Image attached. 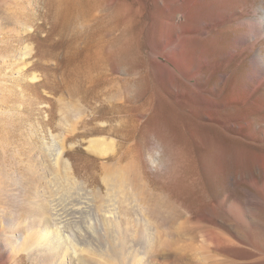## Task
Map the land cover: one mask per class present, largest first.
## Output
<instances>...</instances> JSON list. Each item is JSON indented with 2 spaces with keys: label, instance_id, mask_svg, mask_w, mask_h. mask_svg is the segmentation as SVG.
Instances as JSON below:
<instances>
[{
  "label": "rangeland",
  "instance_id": "1",
  "mask_svg": "<svg viewBox=\"0 0 264 264\" xmlns=\"http://www.w3.org/2000/svg\"><path fill=\"white\" fill-rule=\"evenodd\" d=\"M57 2L0 0V150L6 146L17 163L11 158L8 166L16 171V181H7L15 192L0 203L16 231L30 229L27 244L12 245L0 264H52L48 249L24 252L49 224V206L61 232L95 264H200V255L209 253L231 264H264L255 242L264 239V29L254 34L264 0H211L185 52L176 51L174 32L168 41H153L150 27L138 41L139 55L109 41H88L86 21L74 14L66 23ZM153 8L149 2L146 10ZM237 36H244L241 44ZM121 91L139 97L154 91L153 106L135 125L129 112L112 108L128 104ZM100 138L106 154L85 147ZM124 150L123 169L114 158ZM165 195L182 203L174 206L191 220L189 230L171 234V220L151 212ZM103 201L122 215L116 230H99L96 207ZM77 205L84 207L73 209ZM162 213L170 215L166 208ZM183 216L173 217L180 222ZM195 224L214 228L229 245L202 248ZM78 235H87L86 242Z\"/></svg>",
  "mask_w": 264,
  "mask_h": 264
},
{
  "label": "bare ground",
  "instance_id": "2",
  "mask_svg": "<svg viewBox=\"0 0 264 264\" xmlns=\"http://www.w3.org/2000/svg\"><path fill=\"white\" fill-rule=\"evenodd\" d=\"M57 1H58L57 2V9L64 10L65 11L64 13H66V17H65L66 23L68 22V20H70L73 17L74 14H75V17L77 19L86 21L88 29H87V33L84 36L86 37V39L88 41H109L113 45H116L119 50H121V49H130V50H133L134 53H137L139 55L140 52H141V51H139V49L141 50V48H140V43L138 41H145V38L147 37V30L150 27L152 28L151 38H152L153 41L154 40L155 41H168L170 35H172L171 32H174L175 41H177V43H176L177 45H175V49H176V51H178V53H181L184 50V48H185L186 41H192L193 39L196 38V35H198V33L196 32V30H198V28L194 27V24L196 23V19L199 16V13H200L201 9H203L204 5L207 6L211 0H186L183 5H177V1L176 0H130L132 3L128 2L129 0H57ZM149 2L152 5H154V8H153L152 11H147L146 10L147 4ZM219 15L220 14H218L217 17ZM81 23H83V21H81ZM259 23H260V26L257 28V30H256V32L254 34H258L261 31V29H264V11H263V13L261 15V20H260ZM84 28H82V29H84ZM263 31H262V33H263ZM248 36H249V34H248ZM254 36H256V35H254ZM243 37H238L237 36L235 41L240 43V41H243ZM256 37H258V36H256ZM244 42H245V40H244ZM106 45H107V43H106ZM237 46H238V44H237ZM183 52H185V51H183ZM22 53H20V54L22 55ZM259 55H260V51L257 50V53H256L257 57L254 59L256 63L258 61V56ZM184 59L186 60V58H184ZM169 61L172 63V65L175 66L176 62L173 60V58H169ZM188 62L189 61H186V63H188ZM254 72H255V76L260 73V72L258 73V71H256V68H255ZM118 85H119V83H118ZM114 87H116L117 90H118V88H120V87H117V85L114 86ZM110 88H111V85H110ZM125 92L121 91L122 95ZM119 93H120V90H119ZM119 93H117V94H119ZM109 95H111V94H109ZM126 95H127V93L124 94V98H125V100L127 101L128 104L112 105V108L113 109L117 108L119 111L129 112V114H128L130 116L129 120L132 121V124H131V126H132V125H135L136 124L135 122L139 119L137 117V115L139 113H141L143 110H145L147 108H151L153 106L154 91L151 92L150 95H147L145 97H139V96H133V95H129V96L127 95L126 96ZM119 96L121 97V94H119ZM125 123H126V120H125ZM120 124H121V121H120ZM121 125H123V124H121ZM125 125H128V124H125ZM125 125H123V126H125ZM102 139L100 140V142L97 141L99 139H97L96 141L95 140H90V143H88V145L85 146V147L91 148L93 151L98 152L99 154H101L104 151L101 148V144H102L101 141H103ZM106 144H107V142H106ZM103 145H104V143L102 144V147H103ZM14 149H16V148H14ZM105 151L103 152V154L105 153ZM1 152L2 153L0 155H2L3 163H2V165H0V167L2 166V168L0 169V199L3 200V199L9 198L10 196H12V193L15 192V190L13 192L14 187L9 188V186H11V185L8 182L11 183V180H9L11 178H14L15 179L14 181H16V177H14V176H16L15 175L16 171L12 170L11 168L8 167L10 165L9 161L13 159L12 157H11L12 159L11 158L9 159L10 154H8L9 153L8 152V148L6 146H3ZM22 152H17V154L18 153H22ZM59 152H61V151H59ZM12 153L13 152H11V154ZM128 155H129L128 150L127 151L124 150V151H121V152L119 151L117 155L115 154V156H116L114 158L115 164L124 169L125 166L123 167L121 164H122V161L125 158H127ZM58 157H59V159H54L55 160L54 163L58 162L57 160H63V159H61V155L58 156ZM14 162H15V160H14ZM59 163H60V161H59ZM15 164H17V163L15 162ZM18 165H19V163H18ZM105 165H107V164H105ZM63 166H65V164ZM15 167H16V165H15ZM106 168L110 169L109 167H106ZM14 169H16V168H14ZM67 169H68V167H66V171H67ZM123 169H122V171H123ZM62 171H64V170H62ZM66 171H64V173ZM68 171H69V169H68ZM18 172L22 173L20 171H18ZM66 175L68 176V174H66ZM21 177H24V176L21 175ZM38 180H39V178H38ZM64 180H66V179H64ZM19 182H20V180H19ZM13 183L14 182H12V185H14ZM15 183H17V185H19V186L21 185L20 183L18 184V182H15ZM15 187H17V186H15ZM20 187H23V185L20 186ZM26 187H27V185H26ZM35 187L36 186H34V188ZM16 189L21 190L20 188H16ZM135 191H137V190H135ZM136 193H133L134 196H136ZM33 194H35V196H42L43 193H42V190L34 189V193ZM147 194H148V192H147ZM168 195L170 197V194H168ZM171 199L172 198L169 199L166 195H165V198H163L161 200L159 198V200H157L153 204V206L150 208L151 212L153 214H155V216H159L161 218V220L164 221V222H166V220H168V219L171 220L172 224L169 223L170 227L167 225L169 227V229H171L170 230L171 234L174 233V232L181 233L182 231L189 230L190 227H191V225L189 224L191 220L189 221V217L188 216L184 217L181 214V212L178 211L177 208L174 206L176 201H177V203H179L178 200L173 202ZM42 200H43V198H42ZM82 201H84V200H82ZM132 201L133 200L129 201V205L132 204ZM2 203H4V202H2ZM2 203H0V204H2ZM58 203H60V202H58ZM79 203H81V202H79ZM39 204H41V203H39ZM3 206H4L3 204H2V206L0 205V215L1 216L6 214V209H5L6 206H4V207ZM86 206H89V205H85V207ZM133 206H136V205L133 204ZM179 206H182L181 202L179 203ZM40 207L42 208L43 206H40ZM83 207L84 206H78L77 205V207H74L73 209H76V210L80 211ZM137 207H133L134 210H137V209H135ZM96 208H99L100 211H101L100 219H98L99 220V223H98L99 224V230H103V229L108 230L107 227H111L112 230H116V229H114L115 228L114 226L118 222L119 218L122 217V215L117 213L118 211H116V207H115L114 203H110V202L108 203V201H103V202H100L98 207H96ZM162 208H166L167 211L170 213V215L167 216V215L163 214L162 213ZM54 209H55L54 207H51V206L48 207V214L47 215L50 217V219L48 221L49 224L45 225L44 228L41 230V232H37V235L31 241L28 238V240H29L31 245L28 244L27 247L25 246L26 247V249H25L26 251H24V252H28L29 254H31V252H32L31 248H32V246H34L33 251L34 250L38 251V252H35V253H40L41 251H44V250L48 249L49 252H51L52 257H53L52 258V260H53L52 264H95L93 261L87 260V258H85L83 256V254H82L83 253V251H82L83 250V246L80 247V252H78V249L77 250L75 249L74 242L72 243L69 240L70 238L68 239V237L63 234L64 232L63 233L61 232V226H59V222L57 221L58 213H56L57 211H54ZM56 210H58V209H56ZM183 212L185 213V215L188 214L186 211H183ZM173 213H174V215H176V214L179 215V217L183 216L182 220H179L180 222H178L176 220V218L173 217L174 215L172 216ZM0 219H1L0 220V254H5V252L8 251V250H9V253L12 252L10 250L12 245H14L16 247L17 246L18 247H21V246L23 247L24 245L27 244V235L29 234V231H30L29 227H26V228H24V230H21V231H16L15 224H14V222L12 220H9L8 218H5L4 216L0 217ZM44 224H46V223H44ZM165 225H166V223H165ZM195 225H198V227L200 228V231L198 230V233H200L199 236L201 237V239H203L202 240L203 244L201 243L202 246L200 245L202 248H214V249H217V250H222L223 246L229 245L227 243L226 237L222 236L214 228H212V227H203L202 225H199V224H195ZM144 229H145V232L143 233L142 237L145 238L146 235H147V231L149 229V226H145ZM8 230L14 231V233L10 235L8 233ZM47 233H50V236L48 238L45 237V235ZM253 233H254V231H253ZM94 235H95V233L93 234V232L88 233V237H91V236L94 237ZM255 235H258V234H256V232H255ZM79 237L81 239L80 242H82V243L86 242L87 235H82V236H79ZM263 240H262V238H260L259 240L257 238V240L255 242H256V245L258 246L256 248V251L263 255L261 258H257V260L264 262V242H263ZM13 249H16V248H13ZM95 251H96V249H95ZM49 252H48V254H49ZM118 252L119 251H115L112 256L108 255V257L111 260L112 259L114 260V259H116L118 257L117 256ZM98 254L100 255L99 252H98ZM243 254L245 256H250V255H253L254 252L252 254L251 253H247V252H243ZM212 256L213 255H210V253H209V255H207V254L200 255L201 263L202 264H231V263H228L225 260L216 259L218 257L213 258L215 256H213V257ZM65 257H67V259H66L67 263L64 260ZM119 261L122 262L123 260H119Z\"/></svg>",
  "mask_w": 264,
  "mask_h": 264
}]
</instances>
